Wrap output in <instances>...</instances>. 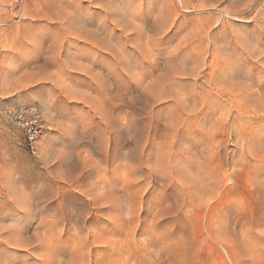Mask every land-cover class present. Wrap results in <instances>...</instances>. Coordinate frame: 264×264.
Here are the masks:
<instances>
[{
  "label": "rangeland",
  "instance_id": "rangeland-1",
  "mask_svg": "<svg viewBox=\"0 0 264 264\" xmlns=\"http://www.w3.org/2000/svg\"><path fill=\"white\" fill-rule=\"evenodd\" d=\"M53 1L0 0V216L30 198L66 205L71 217L45 229L55 249H77L75 264H264V0ZM111 12L117 29L96 32ZM80 27L94 41L72 39ZM30 108L44 126L34 151L12 118ZM56 212L35 216L27 235Z\"/></svg>",
  "mask_w": 264,
  "mask_h": 264
},
{
  "label": "bare ground",
  "instance_id": "bare-ground-1",
  "mask_svg": "<svg viewBox=\"0 0 264 264\" xmlns=\"http://www.w3.org/2000/svg\"><path fill=\"white\" fill-rule=\"evenodd\" d=\"M41 1V0H40ZM52 1V0H51ZM54 1H56V0H54ZM53 1V2H54ZM64 1V0H63ZM73 1V0H72ZM81 1V0H80ZM80 1H79V3H80ZM95 1V0H94ZM100 1H102V0H100ZM107 1V0H106ZM27 2V1H26ZM59 2V1H58ZM91 2V1H90ZM109 2V1H108ZM115 2V1H114ZM124 2V1H123ZM131 2V1H130ZM168 2V1H167ZM170 2V1H169ZM183 2V1H182ZM30 3V2H29ZM42 3H43V1H42ZM48 3V2H47ZM61 3V2H60ZM63 3V2H62ZM68 3H69V1H68ZM71 3V2H70ZM77 3H78V1H77ZM116 3V2H115ZM128 3V2H127ZM126 3V4H127ZM189 3V2H188ZM82 4V3H81ZM111 4H112V2H111ZM119 4V3H118ZM117 4V5H118ZM121 4V3H120ZM133 4V3H132ZM62 5V4H61ZM64 5V4H63ZM70 5H72V4H70ZM74 5V4H73ZM89 5H91V3L89 4ZM99 5V4H98ZM98 5H95V6H97L98 8H99V6ZM124 5V4H123ZM131 5V4H130ZM185 5V4H184ZM197 5V4H196ZM50 6H51V4H50ZM54 6V5H53ZM78 6V5H77ZM82 7H83V5H81ZM86 5H84V7H85ZM88 6V5H87ZM102 6H103V4H102ZM101 6V7H102ZM104 6H105V2H104ZM106 6H108V4L106 3ZM110 6V5H109ZM115 6H116V4H115ZM40 7H42V6H40ZM56 7H58V6H56ZM55 7V8H56ZM61 6H59V8H60ZM75 7V6H74ZM90 7V6H89ZM113 7V6H112ZM118 7V6H117ZM117 7H115L116 9H117ZM120 7V6H119ZM132 7V6H131ZM62 8H64L63 6H62ZM69 8V7H68ZM71 8V7H70ZM80 8V7H79ZM85 8H87V7H85ZM91 8V7H90ZM93 8V10H94V7H92ZM92 8L91 9H89V10H92ZM103 8V13L105 12L104 10V7H102ZM114 8V7H113ZM121 8V7H120ZM127 8H128V6H127ZM126 8V9H127ZM66 9V8H65ZM71 9H73V8H71ZM81 9V8H80ZM79 9V10H80ZM88 9V8H87ZM116 9H114V11H112L113 12V14H114V12H116ZM48 10V9H47ZM47 10H46V12H47ZM49 10H51L50 9V7H49ZM48 10V11H49ZM54 10V9H53ZM53 10H52V12H53ZM58 10V9H57ZM64 10V9H63ZM66 10H68V9H66ZM111 10H113V9H111V7H110V11ZM128 10H129V8H128ZM59 12H61L60 11V9L58 10ZM58 11H56V12H58ZM73 10H71V12H72ZM87 11V10H86ZM85 11V12H86ZM118 11H119V9H118ZM51 12V13H52ZM64 12V11H63ZM62 12V13H63ZM66 12V11H65ZM64 12V13H65ZM75 12H76V8H75ZM74 12V13H75ZM90 12V11H89ZM89 12H86V13H89ZM106 12H108L107 10H106ZM112 12L111 13H106L108 16H104L105 18H103V20L102 21H100L101 20V18H97V19H99V21L98 20H96L95 18V20H96V22H97V24H96V26H95V23L96 22H94V26H95V30H96V32H103L104 31V28H103V26H107V24L106 23H108V21L111 23V25L110 26H108V27H110L111 28V26H114V27H116V29H117V26H118V22L114 19V20H112L110 17L112 16ZM44 13V12H43ZM51 13H49L50 15L49 16H51ZM62 13H56L57 15V19H59L58 17H59V15L60 14H62ZM67 13H68V11H67ZM73 13V14H74ZM82 13V12H81ZM81 13H79V16H80V14ZM86 13H85V15H86ZM92 13V12H91ZM94 13V12H93ZM96 13H97V11H96ZM95 13V14H96ZM129 13V12H128ZM54 14H55V11H54ZM66 14V13H65ZM84 14V13H83ZM94 14V15H95ZM100 14L102 15V13H101V11H100ZM100 14H97V15H100ZM24 15V14H23ZM32 15H34V13L32 14ZM36 15V14H35ZM46 15H48V14H46ZM45 14L43 15V16H46ZM63 15V16H62ZM62 15H60V16H62L63 18L65 17V15L64 14H62ZM75 15H76V13H75ZM92 15V14H91ZM122 15V14H121ZM164 15H166V14H164ZM168 15H170V14H168ZM37 16V15H36ZM56 16H55V18H56ZM82 16V15H81ZM89 15L87 14V17H88ZM114 16H116V17H118V15H117V12H116V15H114ZM21 17V16H20ZM40 17L42 18V16L40 15ZM68 20L69 19H71L72 17H73V15L71 14V18H70V16H69V14H68ZM84 17V19H86V17L85 16H83ZM100 17V16H99ZM115 17V18H116ZM121 17H123V16H121ZM55 18L53 17V19L55 20ZM63 18H61V19H63ZM75 18V17H74ZM76 18H78V17H76ZM80 18V17H79ZM90 18V17H89ZM89 18H87V20L89 19ZM91 18H92V16H91ZM169 18V17H168ZM60 19V21H62ZM73 19V18H72ZM109 19V20H108ZM124 19V18H123ZM125 19H127V20H129L130 18H125ZM52 20V19H51ZM66 20H67V17H66ZM66 20H64V22H66L68 25L69 24H71V23H68V21H66ZM80 20V19H79ZM82 21H83V19H81ZM92 20V19H91ZM117 20H119V19H117ZM122 20V19H121ZM142 21L144 20V19H141ZM164 20V19H163ZM75 21V20H74ZM90 21V20H89ZM136 21V20H135ZM170 21V20H169ZM32 22V21H31ZM71 22V21H70ZM79 22V21H78ZM84 22H86L85 20H84ZM92 22H93V20H92ZM122 22H123V20H122ZM121 22V23H122ZM127 22V21H126ZM129 22H131L132 23V21H129ZM127 23V24H130V23ZM49 23V22H48ZM56 23V22H55ZM75 23H76V21H75ZM87 23H90V22H87ZM109 23V24H110ZM134 23V22H133ZM53 24V23H52ZM62 24V23H61ZM81 25H82V23H80ZM106 24V25H105ZM120 24V23H119ZM123 24H124V22L121 24V26L120 27H123ZM126 24V23H125ZM137 24H139V23H137ZM140 24H142V23H140ZM139 24V25H140ZM168 24V23H167ZM62 25H64V23L62 24ZM61 25V27H63ZM68 25H67V27H68ZM74 25V24H73ZM73 25H72V27H73ZM131 25V24H130ZM125 26L126 27V29H127V27H129L128 28V30L130 29V27L131 26ZM135 24H132V26H134ZM169 25V24H168ZM33 26V25H32ZM46 26H49V25H46ZM80 26V25H79ZM78 26V27H79ZM82 26H84V25H82ZM86 26H88L87 24H86ZM136 26V25H135ZM167 26V25H166ZM53 27H56V26H53ZM60 26H58V28H59ZM64 27H66V26H64ZM66 27V28H67ZM70 27V26H69ZM75 27H77L76 25H75ZM92 27V26H91ZM113 27V28H114ZM141 27V26H140ZM156 27V26H155ZM169 27V26H168ZM36 28V27H35ZM45 28V27H44ZM50 28V27H49ZM52 28V27H51ZM57 28V29H58ZM94 28V27H93ZM108 29V30H112V28L111 29ZM132 28H133V31H135V30H140V28L138 27V25L136 26V29H135V27H131V30H132ZM170 28V27H169ZM61 29V28H60ZM64 29V28H63ZM86 29V28H85ZM88 29V28H87ZM86 29V30H87ZM90 29V28H89ZM115 29V28H114ZM125 29V28H124ZM126 29H125V32L123 31V33H126L127 31H126ZM135 29V30H134ZM145 29V28H144ZM42 30V29H41ZM49 30H53V29H49ZM49 30H47L48 32H49ZM59 30V29H58ZM62 30V29H61ZM70 30V28L69 29H66V32L65 33H62V35L65 37L66 36V38L70 41V35H73L71 32H73L74 33V31H69ZM79 30V29H78ZM80 30H84L83 28L81 29V27H80ZM86 30H84V31H79V32H81V35H80V33H79V35H73V37H72V39H75V38H83V39H86V37L87 38H89L90 37V39L92 40V38H91V34H90V32H89V30H88V34L86 33ZM91 30H92V28H91ZM94 30V31H95ZM120 30V29H119ZM122 30V29H121ZM163 30V29H162ZM54 31V30H53ZM67 31H69V32H67ZM105 31H106V29H105ZM104 31V32H105ZM137 31V32H138ZM143 31V30H142ZM161 31V30H160ZM165 31V30H164ZM167 31V30H166ZM39 32V31H38ZM43 32V31H42ZM44 32L45 33H47L45 30H44ZM61 32H63V30L61 31ZM95 32V34H93V35H97V33ZM110 32V31H109ZM108 31L106 32V34L107 33H109ZM112 32H114V31H112ZM112 32H110V33H112ZM122 32V31H121ZM139 32H141V31H139ZM138 32V34H140ZM143 32H145V30L143 31ZM142 32V33H143ZM147 32V31H146ZM59 33V32H58ZM85 33V34H84ZM94 33V32H93ZM100 33H99V36H100ZM116 33V32H115ZM130 33V32H129ZM132 33V32H131ZM149 33V32H148ZM151 33H153V32H151ZM28 34H29V32H28ZM28 34H27V36H28ZM43 34V33H42ZM41 34V35H42ZM52 34V33H51ZM54 34V33H53ZM57 34V33H56ZM66 34V35H65ZM75 34V33H74ZM90 34V35H89ZM105 34V35H106ZM117 34V33H116ZM127 34H128V32H127ZM133 34V33H132ZM131 34V35H132ZM144 34V36H142V37H146L145 36V34L146 33H143ZM142 34V35H143ZM38 35V34H37ZM36 35V36H37ZM45 35V34H44ZM49 35V34H48ZM57 35H60V33L59 34H57ZM88 35H89V37H88ZM92 35V36H93ZM104 35V36H105ZM108 35V34H107ZM106 35V36H107ZM112 35H115V34H113L112 33ZM111 34H110V36H112ZM122 35V34H121ZM134 35H135V33H134ZM137 35V34H136ZM26 36V37H27ZM30 36V35H29ZM43 36V35H42ZM62 36V37H63ZM98 36V35H97ZM109 36V35H108ZM126 36V35H125ZM138 36V35H137ZM37 37H39V36H37ZM49 37V36H48ZM53 37V36H52ZM61 37V36H60ZM96 37V36H95ZM116 37H118V36H116ZM115 37V38H116ZM127 37V36H126ZM132 37H133V35H132ZM148 37V36H147ZM28 38V37H27ZM50 38V37H49ZM55 38V37H54ZM66 38H64V39H66ZM100 38H103L104 39V37H100ZM108 38V37H107ZM110 38V37H109ZM121 38H122V36H121ZM120 38V39H121ZM127 38H129V37H127ZM131 38V37H130ZM135 38V37H134ZM137 38V37H136ZM141 38V37H140ZM38 39V38H37ZM42 39H43V37H42ZM42 39H41V42H42ZM45 39H47V38H45ZM45 39H43V40H45ZM53 39V38H52ZM95 39V38H94ZM111 39H114V37L113 38H111ZM119 39V38H118ZM123 39H125V38H123ZM133 39V38H132ZM147 39H149V38H147ZM146 39V40H147ZM32 40V39H31ZM55 40H57V39H55ZM55 40H53V41H55ZM68 40H66V41H68ZM79 40V39H78ZM87 40V39H86ZM89 40V39H88ZM90 40V41H91ZM97 41H98V38L96 39ZM105 40V39H104ZM110 40V39H109ZM134 40V39H133ZM132 40V41H133ZM140 40V39H139ZM143 40H145V38L143 39ZM33 41V40H32ZM32 41H31V43H32ZM37 41V40H36ZM48 41V40H47ZM53 41L51 42V45L53 44ZM77 41V40H76ZM92 41H94V40H92ZM106 41V40H105ZM111 41H113V40H111ZM120 41H123V40H120ZM125 41H128V40H125ZM140 41L142 42V43H140ZM140 41H135L134 42V45H136L137 44V42H139L141 45L142 44H144V42L142 41V40H140ZM50 42V41H49ZM49 42H48V44H49ZM71 42L72 41H70V44H71ZM83 42V41H82ZM81 42V43H82ZM86 42H88V41H86ZM85 42V43H86ZM102 42H103V40H102ZM106 42H108V41H106ZM129 42V41H128ZM127 42V43H128ZM130 42H131V40H130ZM33 43H34V41H33ZM55 43H56V41H55ZM80 43V44H81ZM85 43H84V46H85ZM97 43H101V42H97ZM104 43L105 42H103V46H101V44L99 45V46H101V47H104ZM109 43V45H110V42H108ZM108 43H107V45H108ZM116 43H118L117 42V40H116ZM120 43V42H119ZM123 43V42H122ZM132 43V42H131ZM149 43H151V42H149ZM38 43H36V45H37ZM74 44H76V45H78L77 43H75V41H74ZM79 44V45H80ZM87 44H89V43H87ZM91 45L90 46H96L97 44L96 43H94V42H92V43H90ZM113 44H114V47H113ZM113 44H111V46L115 49V50H118L117 49V47L115 46L116 44L115 43H113ZM124 44V46L126 45L125 43H123ZM146 44H148V42H146ZM34 45V44H33ZM39 45V44H38ZM43 45V44H42ZM50 45V44H49ZM57 45H58V43H57ZM68 45V44H67ZM120 45V44H119ZM134 45H132V46H134ZM150 45V44H149ZM56 46V45H55ZM55 46H54V48H55ZM69 46V45H68ZM75 45H73V47H74ZM89 46V47H90ZM105 46H106V43H105ZM118 46V45H117ZM123 46V45H122ZM127 46H129V45H127ZM145 46V44L144 45H142V51H143V47ZM150 46H152V45H150ZM36 47V46H35ZM35 47H33V48H35ZM38 47V46H37ZM40 47V46H39ZM38 47V48H39ZM44 47L45 46H43V47H41V49L43 48V50H45L44 49ZM46 47H49V46H46ZM53 47V46H52ZM52 47H51V49H52ZM57 47V46H56ZM59 47H61V46H59ZM58 47V48H59ZM80 47V46H79ZM79 47H78V49H79ZM110 46H108V48L107 47H105V48H103L104 49V51L105 50H107V51H110L109 53H114V51L113 52H111L112 51V49L111 48H109ZM120 48L119 49H122L121 48V46H119ZM146 47H148L147 45H146ZM57 48V49H58ZM91 48V47H90ZM89 48V49H90ZM124 48V47H123ZM129 48H131V47H129ZM129 48H127V47H125V49L127 50V49H129ZM134 48V47H133ZM136 48H138V46L136 45ZM140 48H141V46H140ZM149 48V47H148ZM50 49V50H51ZM56 49V50H57ZM71 49H73L72 47H71ZM96 49V48H95ZM95 49H90V50H94V52H95ZM99 49V48H98ZM135 49V48H134ZM139 49V48H138ZM150 49H151V47H150ZM35 50H36V48H35ZM34 50V51H35ZM39 50V49H38ZM46 50H47V48H46ZM60 50V49H59ZM75 50V49H74ZM76 50H77V48H76ZM99 50H101V49H99ZM144 50H145V48H144ZM37 51V50H36ZM52 51V50H51ZM84 51H86V49L84 50ZM96 51H98V50H96ZM118 51H119V53H118ZM117 51V53L119 54V55H121L120 54V50H118ZM123 51V50H122ZM130 51H131V49H130ZM147 51V49L145 50V51H143V53L145 54V52ZM151 52H152V50H150ZM40 52H41V50H40ZM47 52V51H46ZM46 52H44V53H46ZM53 52L55 53V49L53 50ZM58 52V51H57ZM73 52V51H72ZM78 52V51H77ZM80 52H82V50H80ZM92 52V51H91ZM103 52V51H102ZM127 52V54H128V52L129 51H126ZM132 52H133V50H132ZM135 52V51H134ZM133 52V53H134ZM140 52V51H139ZM36 53V52H35ZM42 53V52H41ZM43 53V54H44ZM86 53V52H85ZM96 53V52H95ZM116 53V52H115ZM142 53V52H141ZM140 53V54H141ZM142 53V54H143ZM147 53V52H146ZM47 54V53H46ZM48 54H50V53H48ZM53 54V53H52ZM62 54V53H61ZM83 54V53H82ZM87 54V53H86ZM94 54V53H93ZM92 54V56L94 57V56H96V55H93ZM118 54H116V56L118 55ZM138 54V53H137ZM136 54V57L138 56V58H140L139 56H140V54L139 55H137ZM148 54V53H147ZM150 54V53H149ZM156 54V53H155ZM74 55V54H73ZM78 55V54H77ZM111 55V54H110ZM125 55V54H124ZM153 55V54H152ZM56 56H57V54H56ZM75 56H76V54H75ZM80 56V55H79ZM87 56V55H86ZM85 56V57H86ZM97 56H99L100 57V55H97ZM106 56V55H105ZM108 56H109V54H108ZM114 56V55H113ZM113 56H112V58H113ZM134 56V55H133ZM150 56H151V54H150ZM150 56H148V58H150ZM53 57H55V55H53ZM88 57V56H87ZM107 57V56H106ZM121 57H122V55H121ZM135 57V56H134ZM144 57V56H143ZM63 58V57H62ZM70 57H68V59H69ZM74 57H72V59H73ZM92 58V57H91ZM110 58H111V56H110ZM116 58V57H115ZM114 58V59H115ZM129 58V57H128ZM52 59V58H51ZM55 58H53L52 60H54ZM56 59H59V58H56ZM81 59V58H80ZM97 59V58H96ZM101 59H104V58H101ZM125 60H126V58H124ZM135 59V58H134ZM144 59L146 60V57H144ZM48 60H50V59H48ZM51 60V61H52ZM84 60H86V59H84ZM92 60V59H91ZM106 60V59H105ZM116 60V59H115ZM136 61H137V59H135ZM139 60V59H138ZM140 60H141V58H140ZM87 61V60H86ZM103 61V60H102ZM108 61V60H107ZM117 61V60H116ZM121 61V60H120ZM136 61H133V63L135 62V64H136ZM54 62H55V60H54ZM79 62V61H78ZM77 62V63H78ZM88 62V61H87ZM92 62V61H91ZM101 61H99V63H100ZM114 62V61H113ZM124 62V61H123ZM122 62V63H123ZM128 62V61H127ZM127 62H125V63H127ZM143 62V61H142ZM147 62V61H146ZM148 62L150 63L151 61L150 60H148ZM70 62H68V64H69ZM76 63V62H75ZM115 63V62H114ZM114 63H113V67H114ZM144 63V62H143ZM143 63H141V62H139L138 61V64H143ZM148 63V65H152V64H149ZM57 64V63H56ZM63 64V63H62ZM66 64V63H65ZM74 64V63H73ZM102 64V63H101ZM106 64V63H105ZM111 63L109 62V64H106V66L107 65H109V66H111L110 65ZM117 64H119V65H121L120 63H117ZM116 64V65H117ZM130 64V63H129ZM58 65V64H57ZM76 66H78V65H80V63L79 64H75ZM82 65V66H81ZM81 67H83V64L81 63ZM99 65V64H98ZM103 65V64H102ZM123 65V64H122ZM127 65V64H126ZM137 65V64H136ZM145 65V64H144ZM146 65H147V63H146ZM167 65V64H166ZM76 66H74V67H76ZM84 66H85V64H84ZM88 66V65H87ZM86 66V67H87ZM90 66V65H89ZM88 66V67H89ZM94 66V65H93ZM139 66V65H138ZM138 66H136V68L138 67ZM67 67V66H66ZM70 67H71V65H70ZM69 67V68H70ZM81 67H79V68H81ZM95 67H96V65H95ZM102 67V66H101ZM132 66H130V68H131ZM140 67V66H139ZM155 67V66H154ZM153 67V68H154ZM61 68H62V66H61ZM90 68V67H89ZM110 68V67H109ZM122 68V67H121ZM142 68V67H141ZM144 68V67H143ZM146 68V67H145ZM144 68V69H145ZM83 68H81V70H82ZM91 69V68H90ZM97 69V68H96ZM103 69H105L104 67H103ZM111 69V68H110ZM114 69V68H113ZM84 70H85V68H84ZM101 70V69H100ZM107 70V69H106ZM117 70V69H116ZM116 70L114 69L113 71H115L116 72ZM124 70V69H123ZM126 70V69H125ZM132 70H133V68H132ZM132 70H131V73H129V74H132ZM141 70V69H140ZM88 71V70H87ZM91 71V70H90ZM105 71V70H104ZM108 71L110 72V70L108 69ZM107 71V72H108ZM151 71V70H150ZM161 71V70H160ZM115 72H113V73H115ZM128 72H129V68H128ZM135 72V71H134ZM176 72V71H175ZM179 72V71H178ZM90 73V72H89ZM89 73H87L88 75H89ZM97 72H94V74H96ZM99 73V72H98ZM97 73V74H98ZM101 73V72H100ZM105 73V72H104ZM113 73H111V74H113ZM117 73H119L118 72V70H117ZM116 73V74H117ZM141 72H139L138 74H140ZM151 73V72H150ZM171 73H172V71H171ZM96 74V75H97ZM136 74H137V72H136ZM144 74V73H143ZM164 74V73H163ZM175 74V73H174ZM178 74V73H177ZM99 75V74H98ZM97 75V77H99ZM114 75V74H113ZM112 75V76H113ZM117 75H119V74H117ZM116 75V76H117ZM125 75V74H124ZM134 76H135V74H133ZM169 75V74H168ZM87 76V75H86ZM91 76H94V75H91ZM106 76V75H105ZM176 76V75H175ZM97 77L95 76L94 77V79H97ZM103 77V76H102ZM120 77H121V75H120ZM122 77H123V75H122ZM122 77H121V82H122ZM126 77V76H125ZM139 77H141L140 75H139ZM110 78V77H109ZM111 78H113V77H111ZM136 80H137V78H138V76H136V77H134ZM142 78V77H141ZM157 78V77H156ZM156 78L154 79V82H153V79L152 80H150V81H152L154 84H155V80H156ZM162 78H163V76H162ZM166 78H168V77H166ZM171 78V77H170ZM104 80H105V77L103 78ZM114 79V78H113ZM116 79H118V78H116ZM115 79V80H116ZM127 79H128V77H127ZM131 79V78H130ZM130 79H128V82H129V80ZM132 79H133V76H132ZM144 79H145V77H144ZM164 79H165V76H164ZM118 80H120V78L118 79ZM139 80V79H138ZM142 80V79H141ZM86 81V80H85ZM114 81V80H113ZM146 81V80H145ZM165 81V80H164ZM87 82V81H86ZM97 82V81H96ZM105 82H106V80H105ZM117 82V81H116ZM120 82V81H119ZM118 82V83H119ZM127 82V83H128ZM139 82V81H138ZM94 83V82H93ZM101 83V82H100ZM141 83V85L143 84L142 82H140ZM158 83H159V80H158ZM156 84V85H154V86H156V88H159V87H161V82L159 83V84ZM171 83V82H170ZM92 84V83H91ZM106 84V83H105ZM129 84H132V83H129ZM135 84V83H134ZM148 85V81L144 84V87H146L147 85ZM150 84V83H149ZM163 85H164V82L162 83ZM173 84V83H172ZM100 85V84H99ZM101 85H102V83H101ZM109 85V84H108ZM136 85V84H135ZM153 85H151V86H147V88L149 87L150 89L151 88H155ZM157 85H159L158 87H157ZM95 86V85H94ZM103 86V85H102ZM101 86V87H102ZM130 86V85H129ZM128 87V86H127ZM143 87V89H145ZM93 88H95V87H93ZM106 88H107V86H106ZM148 88V89H149ZM162 88V87H161ZM122 89V88H121ZM147 89V90H148ZM149 89V95H151V93L154 91V90H156V89H154V90H150ZM163 89V88H162ZM102 90V89H101ZM109 90V89H108ZM108 90H105L106 92L108 91ZM147 90H144V91H147ZM158 90H160V89H158ZM150 91H152V92H150ZM100 92V91H99ZM101 93V92H100ZM136 93H137V91H136ZM154 93H155V91H154ZM153 93V95L155 96V94ZM156 93H158L157 92V90H156ZM159 93H160V91H159ZM162 93V92H161ZM101 95H102V93H101ZM100 95V96H101ZM117 95V94H116ZM115 95V96H116ZM160 95V94H159ZM158 95V96H159ZM104 96H106V95H104ZM109 96V95H108ZM157 96V95H156ZM103 97V96H102ZM152 97V96H151ZM160 97V96H159ZM104 98V97H103ZM106 98V97H105ZM126 98V97H125ZM136 98V97H135ZM158 98V97H157ZM162 98V97H161ZM174 98V97H173ZM111 101V100H110ZM123 101V100H122ZM108 103V102H107ZM109 105V104H108ZM146 109H148L149 110V108H146ZM22 111H20V113H21ZM129 114V113H128ZM127 117H128V115H127ZM130 117V116H129ZM115 123V122H114ZM127 123V122H126ZM112 125H113V122H112ZM126 125H128V124H126ZM116 128V127H115ZM104 129V128H103ZM145 132V131H144ZM131 136V135H130ZM135 141V140H134ZM103 152V151H102ZM108 155V154H107ZM103 158V157H102ZM87 170V169H86ZM99 178V177H98ZM97 178V179H98ZM101 178H99V180H100ZM98 181V180H97ZM100 183V182H99ZM95 187V186H94ZM94 189V188H93ZM92 188H91V191L93 190ZM99 189V188H98ZM100 189H102V188H100ZM94 191V194H96L95 193V190H93ZM89 193H90V191H89ZM92 193V192H91ZM99 193V192H98ZM102 196V195H101ZM40 197V196H39ZM103 197V196H102ZM25 198H26V196H25ZM24 198V199H25ZM41 198V197H40ZM98 198H99V196H98ZM31 199V198H30ZM30 199H28V200H26V201H17V202H13V210L11 211V212H7V213H4V214H2V216H0V218H2V220L0 221V264H26V263H24V261H26L27 260V257L28 256H32L33 255V259H35L34 260V262L32 263V264H75V262H74V260H73V258H75V257H72L73 255H71L73 252H76V250L75 251H73V252H71L72 250L70 249V252L68 253L64 248V251H63V249H58V247H59V245L57 246V249H55V244H54V246H53V244L50 242V240H49V238L51 237H49V234H47V232H50V231H48L49 229L52 231V229L54 228V229H56L55 227L58 225V224H60V223H62V224H64V222H66V218H67V216L69 215V211H68V207L66 206V205H64V204H62V203H59V202H55V201H52V200H50L49 198V200H30ZM33 199V198H32ZM37 199V198H36ZM100 199V198H99ZM98 199V200H99ZM20 200V199H19ZM102 201V200H101ZM98 203H99V201H97ZM9 207V206H8ZM86 208V207H85ZM49 209H53V211H55L56 209H57V212L54 214V216L53 217H51V216H49L50 218L45 222L44 221V223H43V225H42V223H41V227H42V229H41V227H40V231H38V226L34 229V231H32L33 233L31 234V235H27L28 233V231H27V226L30 224V223H32L34 220V217L35 216H37V215H39L40 217H41V215H43V213L45 212H47V210H49ZM55 209V210H54ZM71 210V209H70ZM17 213L20 215H18L17 216ZM72 213V212H71ZM76 213V212H75ZM45 215V214H44ZM43 215V216H44ZM38 216V217H39ZM39 217V219H41ZM45 217H47V216H44V218ZM68 217H71V216H68ZM75 217V216H74ZM36 218V217H35ZM44 218H42V219H44ZM27 219V220H26ZM38 219V218H37ZM41 219V220H42ZM71 219V218H70ZM75 219V218H74ZM79 220V219H78ZM84 220V219H83ZM86 220H88V219H86ZM7 221H11V222H9V223H7ZM42 222H43V220H42ZM70 223V222H69ZM33 224H35V223H33ZM67 224V223H66ZM72 224H73V220H72ZM83 224V223H82ZM69 225V224H68ZM30 226V225H29ZM35 226V225H34ZM48 227L49 229H45L46 227ZM61 226V225H60ZM63 226V225H62ZM61 226V227H62ZM80 226V225H79ZM58 227V226H57ZM60 227V228H61ZM62 228H64V227H62ZM69 229V228H68ZM70 229H72V228H70ZM56 230H58V228L56 229ZM66 230V229H65ZM55 233H57L55 230H53ZM63 231V230H62ZM68 231V230H67ZM60 232V231H59ZM58 232V233H59ZM71 233H72V231H71ZM70 232H69V234L68 235H70L71 234ZM52 234L55 236V234L52 232ZM60 235H61V233H59ZM65 234V233H64ZM73 235H74V233H72ZM71 234V235H72ZM56 236H57V234H56ZM87 236V235H86ZM53 237V236H52ZM60 237V236H59ZM65 237V236H64ZM91 237V236H90ZM55 238V237H54ZM87 238V237H86ZM59 239V238H58ZM90 239V238H89ZM60 240V239H59ZM58 240V241H59ZM84 240V239H83ZM52 241V240H51ZM53 241H55V240H53ZM82 241V240H81ZM87 241V240H86ZM85 241V242H86ZM57 242V241H56ZM60 242V241H59ZM84 242V241H83ZM84 242V243H85ZM190 242V241H189ZM82 244V242H80V245ZM86 244H87V242H86ZM91 244V243H90ZM188 244V243H187ZM57 245V244H56ZM62 245V244H61ZM60 245V246H61ZM79 245V246H80ZM84 245V244H83ZM89 246H91V245H89ZM184 246V245H183ZM63 247V246H62ZM62 247H60V248H62ZM67 247H66V249H67ZM79 248V247H78ZM84 247H82V249H83ZM87 248V247H86ZM186 248V247H185ZM188 248H190L189 250H191L192 248L191 247H188ZM231 248V247H230ZM235 249V248H234ZM10 250H12L11 252H13L14 254H13V257H12V253H9V251ZM81 250V249H80ZM183 250V249H182ZM181 250V251H182ZM238 250V249H237ZM17 253V256L16 257H14V255H15V252ZM83 251H85V250H83ZM186 251V250H185ZM185 251L183 250V253H184V256L186 257V255H185ZM230 251V250H229ZM234 251H236V250H234ZM231 252V251H230ZM8 253H9V255L10 256H8ZM86 253H87V251H86ZM229 253V252H228ZM236 253V252H235ZM239 251H238V255H239ZM79 255V254H78ZM74 256H76L77 257V255L75 254ZM80 256V255H79ZM82 256V255H81ZM86 256V254L84 255V257ZM178 256H180V255H178ZM234 256H235V254H234ZM237 256V255H236ZM240 256V255H239ZM244 256V255H243ZM243 256H241V258H243ZM87 257V256H86ZM233 258V257H232ZM239 258V257H238ZM76 259V258H75ZM80 259V258H79ZM78 259V260H79ZM235 259H236V257H234V261H235ZM243 259H245V258H243ZM20 260H22V261H20ZM77 259H76V261H78ZM81 260H82V257H81ZM81 260H79V261H81ZM83 260H85V258L83 259ZM239 260V259H238ZM242 260V259H241ZM79 261H78V263H79ZM246 261V260H245ZM82 262V261H81ZM232 262H233V260H232ZM241 262V261H240ZM240 262H239V264H240ZM83 263V262H82ZM236 264H237V260H236V262H235ZM234 263V264H235ZM243 263H245L244 262V260H243V262H242V264ZM86 264V263H85Z\"/></svg>",
  "mask_w": 264,
  "mask_h": 264
},
{
  "label": "built area",
  "instance_id": "built-area-1",
  "mask_svg": "<svg viewBox=\"0 0 264 264\" xmlns=\"http://www.w3.org/2000/svg\"><path fill=\"white\" fill-rule=\"evenodd\" d=\"M14 123L23 131L26 148L34 151L35 144L41 137L44 126L39 113L35 109H26L12 115Z\"/></svg>",
  "mask_w": 264,
  "mask_h": 264
}]
</instances>
